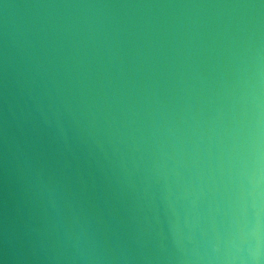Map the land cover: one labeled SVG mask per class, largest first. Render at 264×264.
Instances as JSON below:
<instances>
[{"label":"water","instance_id":"1","mask_svg":"<svg viewBox=\"0 0 264 264\" xmlns=\"http://www.w3.org/2000/svg\"><path fill=\"white\" fill-rule=\"evenodd\" d=\"M0 264H264V0H0Z\"/></svg>","mask_w":264,"mask_h":264}]
</instances>
